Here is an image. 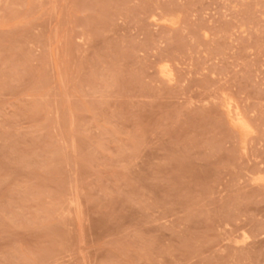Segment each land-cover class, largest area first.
<instances>
[{
	"label": "rangeland",
	"instance_id": "obj_1",
	"mask_svg": "<svg viewBox=\"0 0 264 264\" xmlns=\"http://www.w3.org/2000/svg\"><path fill=\"white\" fill-rule=\"evenodd\" d=\"M0 264H264V0H0Z\"/></svg>",
	"mask_w": 264,
	"mask_h": 264
}]
</instances>
